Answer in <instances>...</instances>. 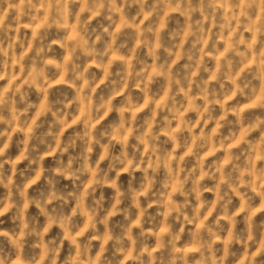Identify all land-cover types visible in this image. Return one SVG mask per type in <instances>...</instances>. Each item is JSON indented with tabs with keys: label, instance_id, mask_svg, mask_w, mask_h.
I'll use <instances>...</instances> for the list:
<instances>
[{
	"label": "clouds",
	"instance_id": "1",
	"mask_svg": "<svg viewBox=\"0 0 264 264\" xmlns=\"http://www.w3.org/2000/svg\"><path fill=\"white\" fill-rule=\"evenodd\" d=\"M0 264H264V0H0Z\"/></svg>",
	"mask_w": 264,
	"mask_h": 264
}]
</instances>
